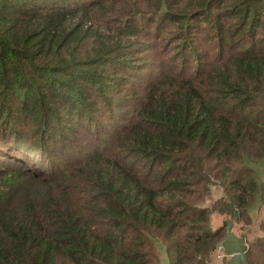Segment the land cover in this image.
I'll return each instance as SVG.
<instances>
[{"label":"trees","instance_id":"1","mask_svg":"<svg viewBox=\"0 0 264 264\" xmlns=\"http://www.w3.org/2000/svg\"><path fill=\"white\" fill-rule=\"evenodd\" d=\"M263 206L264 0H0V264H207Z\"/></svg>","mask_w":264,"mask_h":264},{"label":"rangeland","instance_id":"2","mask_svg":"<svg viewBox=\"0 0 264 264\" xmlns=\"http://www.w3.org/2000/svg\"><path fill=\"white\" fill-rule=\"evenodd\" d=\"M195 36H196V33H195ZM142 39V38H141ZM208 41L205 39L204 37V34L203 32H201L198 36H197V40H194L192 44L193 47H191L190 51L192 53V49L194 47H200L201 48H204L206 47V43ZM167 43L169 45V48L171 51H169V53H173V54H177V52L180 50L178 48V46L176 45V42L175 41H171V40H167ZM143 53V51L138 50V54H141ZM188 54H190L189 51H187ZM146 59L144 58L143 59H138V61L141 63V65H144V67L142 68V72L143 74H146L148 75L149 71L148 69H150V64H151V61H152V58L151 57H148V55L146 54ZM153 68L155 69H158L156 66L153 65ZM152 75V74H151ZM146 80V77L145 76H142L141 77V81H143V85H144V82ZM141 87V86H140ZM77 122V121H75ZM94 127H92L93 129ZM96 129V128H95ZM83 130H86L85 128H83ZM93 136H95V134L92 133ZM90 136V131L87 132V139L89 138V140H92L93 136ZM98 137L96 138L97 140L99 141H103V138H104V135L102 132L99 131L98 133ZM93 141V140H92ZM14 155L16 156H21V154H17V153H14ZM33 165V164H32ZM4 167V166H3ZM9 169V168H7ZM224 193V189L222 188L221 185L219 184H213L212 185V189H211V193L207 196L206 200H205V204H209L211 205L217 198L221 197ZM264 208V206H263ZM264 211L263 209L258 212V209H254L251 211V215L253 217V222L251 225L249 226H244V222L241 221V218L238 222H236L235 226H234V229L235 231L240 234V235H243L245 232H248V234L252 237L254 235H256L257 233H260L259 231V220L261 218V216L263 215ZM234 217V213L233 214H221V213H218L216 211L212 212L211 214V226L212 227H217L219 225H222L223 223V220L225 218H233ZM249 229H250V233H249ZM244 236L246 237V235L244 234ZM247 239V237H246ZM248 242V241H247ZM158 246H159V250H160V258H161V264H170V259H169V254L167 253L166 249H165V246L163 243L159 242L158 241ZM228 259H229V256L228 255H225L224 254V251L221 249V243L218 245V247L216 248V250L209 256V260H208V263L207 264H229L228 263Z\"/></svg>","mask_w":264,"mask_h":264},{"label":"water","instance_id":"3","mask_svg":"<svg viewBox=\"0 0 264 264\" xmlns=\"http://www.w3.org/2000/svg\"><path fill=\"white\" fill-rule=\"evenodd\" d=\"M241 218V211L237 207L233 218H225L222 225L226 227L227 235L221 242V249L229 256V264H254L248 258L249 244L244 235L238 234L234 226Z\"/></svg>","mask_w":264,"mask_h":264}]
</instances>
